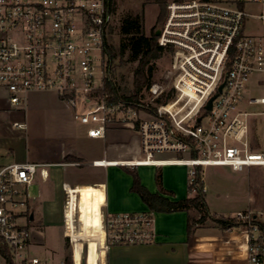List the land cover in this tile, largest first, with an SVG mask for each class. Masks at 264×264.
<instances>
[{"label": "built area", "instance_id": "obj_1", "mask_svg": "<svg viewBox=\"0 0 264 264\" xmlns=\"http://www.w3.org/2000/svg\"><path fill=\"white\" fill-rule=\"evenodd\" d=\"M252 2L264 0L170 1L156 29L158 52L146 68L145 98L133 99L120 96L112 81L114 0H0V96L9 106L39 90H55L67 102L80 99L86 108L74 116L89 136L104 137L111 126L131 125L139 133L141 157L93 164L183 165L193 194L206 192L198 178L205 166L259 167L264 174V34L245 29L248 17L264 20V13L246 10ZM161 57L164 73L153 80ZM40 166L0 164V264H66L64 257L54 261L33 252L29 187ZM206 207L197 213L191 250L201 251L200 230L213 221L223 243H209L207 259L264 264V208L219 215L224 227L205 217ZM153 223L150 210L103 215L105 253L114 244L152 241ZM66 236L74 243L69 231Z\"/></svg>", "mask_w": 264, "mask_h": 264}, {"label": "rangeland", "instance_id": "obj_2", "mask_svg": "<svg viewBox=\"0 0 264 264\" xmlns=\"http://www.w3.org/2000/svg\"><path fill=\"white\" fill-rule=\"evenodd\" d=\"M165 1V7H167V4L172 0ZM114 8L116 11V25L108 41L110 47L118 49L120 44L126 40L121 32V24L122 18L128 13L144 14L145 31L148 35L154 30L156 31L160 25L157 21L160 5L154 0H114ZM245 8L253 14L264 13V3H246ZM245 29L252 34H264V20L254 16L248 17ZM162 57L156 60L153 80H157L164 73L165 66L162 65ZM137 65L138 60L130 57L129 47L126 48L124 55H117L113 58L112 81L120 96L125 97V95L129 96L137 93L134 85V70ZM138 98H145L143 86L138 91ZM67 104L58 96L55 90L30 92L26 101L19 106H9L4 95L0 96V164L15 161L19 157H24L30 161H35L41 156L52 158L68 148L77 150L76 153L83 155L86 159L103 155L106 146L104 142L94 143L88 139H82L78 133L83 124L79 119L74 118V113L84 111L86 106L82 104L80 99H77L75 103L69 102L73 106V110ZM13 121L22 122L25 126L15 127L12 124ZM259 128L263 131L262 124ZM114 130V141L117 142L115 150L125 153L131 151L129 154L132 156L135 153L134 157L136 158L142 156L138 148L139 133L136 128L129 125L117 127ZM108 145L112 144L108 143ZM84 164L86 165L69 168L70 180L103 177V167H95L88 163ZM200 174L206 186V192L202 191L207 202L206 208L210 213H213L208 212V216L210 215L213 219L219 217V215L221 217L222 214L230 215L238 210L264 208V174L261 168L251 167L238 171L229 166H205ZM37 189L35 183L29 187L31 202L37 198V196H34L37 194ZM191 193L189 192V194ZM64 197L67 204L68 196ZM40 210L43 212L42 221H31L35 238L34 253L46 255L54 261L64 257L66 261V257L70 256L73 259V254L75 253L76 256V253L79 252L80 258L79 262L76 260L77 264H82V262L85 264V259L86 264H88L87 252L93 255L94 264H100V259L105 253V246L99 236L90 242L84 240L82 232L73 234L74 232H71V229L67 230L66 223L62 218L60 203L49 205L42 200ZM46 210L50 213L51 219L48 218L49 215L48 217L45 216ZM197 213V210H192L195 220ZM104 218H106V214H104ZM49 219L51 221H48ZM214 225H216L215 222L206 221L201 228L202 236L200 237L206 238L208 242L200 245L201 251L198 249L188 250L184 245L182 249H177L176 254L173 252L166 254L168 255L164 257V259H167L166 263L226 264L225 261L222 262L223 258H218L215 261L207 259L209 255L203 254L205 253L203 250H208L206 247L212 246L209 243H216L217 245L223 243L214 235L217 232ZM194 226L195 222L191 231L194 230ZM75 229L76 231L81 229L79 214L76 216ZM67 231L73 237L74 243L65 235ZM200 241V243H204L202 239Z\"/></svg>", "mask_w": 264, "mask_h": 264}, {"label": "crops", "instance_id": "obj_3", "mask_svg": "<svg viewBox=\"0 0 264 264\" xmlns=\"http://www.w3.org/2000/svg\"><path fill=\"white\" fill-rule=\"evenodd\" d=\"M62 100L68 103L67 105L73 110V106L69 102ZM117 127L123 126H111L107 129L104 137L89 136L85 125H82L81 130L78 132L82 139H88L94 143L98 141L104 142L106 146L103 150V155L86 159L83 155L77 154V150L68 148L52 158L41 156L37 160L32 161L42 164L34 181L38 189L37 194L34 195L37 198L31 204L33 210L32 221H42L43 212L40 210L42 200L49 205L60 203L62 218L65 221L64 211L66 203L64 196H68V192H70L68 217L72 228L71 232H74L73 234L82 232L84 240L90 242L99 236L104 243V214L145 212L150 210L139 194L131 190L133 177L126 170V167L136 169L143 185L152 192H159L172 200L194 195L193 193L189 194L191 191L189 190L188 170L183 165H141L132 167L114 163H107L106 165L93 164L94 160L119 161L136 158L134 157L135 153L132 156L129 154L131 151L125 153L115 150L117 142L114 141V129ZM108 143L112 145H108ZM137 143H139L138 148L140 149V138ZM69 155L77 156L79 160L71 161L68 159ZM15 161L30 160L19 157ZM84 163L95 167H103V177L70 180L69 168L77 165H86ZM41 169H43V172H41ZM158 174H161V184L157 183ZM81 203L84 205V230L76 231L73 223L74 213L77 212L80 216ZM153 212L155 238L148 242L111 245L105 253L104 264H167V259H164L166 254H171V252L176 254L177 249H182L184 245L188 250H191V231H188L189 212L185 210ZM49 214L46 210L45 216L48 217ZM48 218L51 219V215ZM50 219L48 221H51ZM201 239L204 241V243H200L201 245L208 243L206 238L200 237Z\"/></svg>", "mask_w": 264, "mask_h": 264}, {"label": "trees", "instance_id": "obj_4", "mask_svg": "<svg viewBox=\"0 0 264 264\" xmlns=\"http://www.w3.org/2000/svg\"><path fill=\"white\" fill-rule=\"evenodd\" d=\"M160 5V11L158 14L157 21L162 24L163 20L166 17L167 7H165V0H154ZM159 25V26H160ZM121 32L123 38L126 39L123 41L119 48L109 47L112 58L117 55H124L126 48L130 49V57L132 59L138 60V65L134 70V85L137 90V93L125 97L137 99L138 91L141 87L147 82L146 78V68L150 60L157 54V31H153L148 35L145 31V17L144 14H132L128 13L122 18ZM68 159L71 161H78L79 157L74 155H69ZM126 170L133 177V184L131 190L138 193L141 199L149 207L150 211H162V212H173L179 210H185L189 212L188 220V231L190 232L195 222V217L192 215V210L199 211L201 208L207 206L205 199V194L202 192V189H199L194 195H189L185 198L178 200H172L159 192L150 191L145 185H143L140 175L136 169L126 167ZM199 182L204 183V179L199 172L198 174ZM157 183L161 184V174L157 175ZM191 185H189V190L191 191ZM191 211V214H190ZM80 221H81V230H84V205L81 203L80 206ZM209 210L204 209L205 216H208ZM217 221H221L224 224V227H227V222L220 217H215ZM79 252L74 255V260L78 261L80 256ZM88 256V264H94L93 255L86 252V257ZM76 257V258H75ZM79 262V261H78ZM66 264H74L72 257H66ZM77 264V262H76Z\"/></svg>", "mask_w": 264, "mask_h": 264}, {"label": "water", "instance_id": "obj_5", "mask_svg": "<svg viewBox=\"0 0 264 264\" xmlns=\"http://www.w3.org/2000/svg\"><path fill=\"white\" fill-rule=\"evenodd\" d=\"M156 34L159 35L160 34V31H157ZM212 100H213V98L210 99V101H209V103L207 105L208 108H211V106H212Z\"/></svg>", "mask_w": 264, "mask_h": 264}, {"label": "bare ground", "instance_id": "obj_6", "mask_svg": "<svg viewBox=\"0 0 264 264\" xmlns=\"http://www.w3.org/2000/svg\"><path fill=\"white\" fill-rule=\"evenodd\" d=\"M102 162H103V163H106V161H105V160H104V161L102 160ZM112 164H113V163H112ZM114 164H115V163H114ZM74 254H75V253H74ZM74 254H73V255H74Z\"/></svg>", "mask_w": 264, "mask_h": 264}, {"label": "flooded vegetation", "instance_id": "obj_7", "mask_svg": "<svg viewBox=\"0 0 264 264\" xmlns=\"http://www.w3.org/2000/svg\"><path fill=\"white\" fill-rule=\"evenodd\" d=\"M32 219H33V214H32Z\"/></svg>", "mask_w": 264, "mask_h": 264}]
</instances>
